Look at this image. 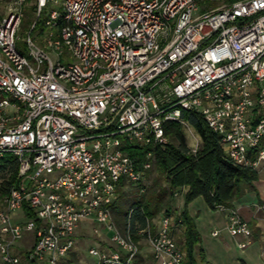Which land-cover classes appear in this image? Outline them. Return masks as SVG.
I'll list each match as a JSON object with an SVG mask.
<instances>
[{"label": "built area", "instance_id": "built-area-1", "mask_svg": "<svg viewBox=\"0 0 264 264\" xmlns=\"http://www.w3.org/2000/svg\"><path fill=\"white\" fill-rule=\"evenodd\" d=\"M205 1L62 0L46 12L56 33L38 45L33 23L25 55L24 5L39 19L57 0H0V160L17 165L0 204V264H71L89 228L90 264H141L144 241L153 264H187L173 217L133 227V208L121 228L111 211L123 181L146 193L155 161L147 150L137 166L126 148L165 147L166 127L187 125L182 112L200 115L235 165L264 172V0L201 13ZM217 210L249 246L250 224Z\"/></svg>", "mask_w": 264, "mask_h": 264}, {"label": "trees", "instance_id": "trees-1", "mask_svg": "<svg viewBox=\"0 0 264 264\" xmlns=\"http://www.w3.org/2000/svg\"><path fill=\"white\" fill-rule=\"evenodd\" d=\"M182 118L199 137L198 150L192 152L185 142L181 125L175 123L166 127L169 143L165 147L154 146L145 150L127 147V152L136 160L137 166L144 160L147 150L154 152L155 169L164 177L167 188H158L155 182L151 186V192L139 197V187L132 186V193L127 194L123 181L111 211L115 222L122 228L129 211L137 208L132 226L137 224L139 228H144L146 219L152 220L162 212L171 216L170 203L175 193L185 190L184 210L176 219L182 229L177 244L185 253V262L197 264L196 256H202L201 238L187 210L188 205L196 198L202 197L212 209H217L218 206L232 208L235 200L253 190V184L258 180L259 174L251 168L235 165L224 152L219 137L207 127L200 115L182 112ZM4 172H7V177L0 183V199L9 192L15 180L16 163L7 161L5 166L0 167V173Z\"/></svg>", "mask_w": 264, "mask_h": 264}, {"label": "crops", "instance_id": "crops-1", "mask_svg": "<svg viewBox=\"0 0 264 264\" xmlns=\"http://www.w3.org/2000/svg\"><path fill=\"white\" fill-rule=\"evenodd\" d=\"M253 185V190L235 200L232 207L252 228L251 244L245 249H240L226 230V213L212 209L202 197L188 205L187 210L201 238L202 256H196L197 264H264V211L260 207L264 202V172ZM184 191L179 190L174 199L177 217L184 210ZM177 230H182L180 225ZM217 230L219 235L214 236Z\"/></svg>", "mask_w": 264, "mask_h": 264}, {"label": "rangeland", "instance_id": "rangeland-1", "mask_svg": "<svg viewBox=\"0 0 264 264\" xmlns=\"http://www.w3.org/2000/svg\"><path fill=\"white\" fill-rule=\"evenodd\" d=\"M62 0H57L56 3H49V5L47 6V8H45L42 11V15L41 18L37 19V13L36 10L34 8V6L32 4H30V2H27L24 5V17H23V21H22V25L18 31V36L19 39L17 40V46L18 49L25 55H27V44L24 41L25 38H27L28 36V32L30 31L31 25L35 22H37V25L34 29V31L32 32V37L35 40V42L38 45L43 46V38L46 34L50 33L51 31H54L56 33V30L52 29L51 27L46 25V20H47V16H46V12L50 11V10H60V4H61ZM219 4V2L212 0V1H205V2H201L199 5V10L201 13H204L212 8L217 7ZM3 10H4V5L0 2V17L3 16ZM63 62L65 63L66 61L63 60ZM181 132L184 135V139L185 142L187 144V146L189 148H192L193 146H195L196 140H198L200 142L199 137L197 136V134L195 133V131L187 124V125H181ZM14 157L11 155H5V157L0 160V167H3L6 165L7 161H14ZM6 174L7 172L4 173H0V183L3 182L6 179ZM155 182H157V187L161 188V189H166L167 188V184L164 180V177L155 169V165H152L151 170L148 173L147 176V181H146V185H147V190L146 193L144 195H140L139 197H143L147 194V192H151L152 191V185L155 184ZM157 188V189H158ZM133 190V187L130 185H127L124 187V191L127 192V194H131ZM127 197V196H126ZM148 198L150 199L151 196L149 195ZM175 199V197H174ZM174 199L171 201L170 206H171V210H172V214L171 217L176 218L177 214H176V210L173 206V203L175 202ZM2 199H0V204H1ZM164 213H160L159 215H157L155 218H153L152 220V225L153 224H157L158 223V217L163 215ZM179 217V216H178ZM177 217V218H178ZM176 220V219H175ZM86 231V230H84ZM84 231H80V235L82 233H84ZM91 229L89 228L87 233H85V236H77V246L75 247V249L73 250V253L71 255V264H90L91 262V257L88 253L89 247L92 246V244L94 243V236L91 235ZM175 242L178 243L181 235L179 233V230H175L173 233ZM145 241L142 242V247H143V253L141 255V264H153V262L151 261L147 248V245H145ZM179 246V244H177ZM180 248V246H179ZM148 252V253H147Z\"/></svg>", "mask_w": 264, "mask_h": 264}]
</instances>
